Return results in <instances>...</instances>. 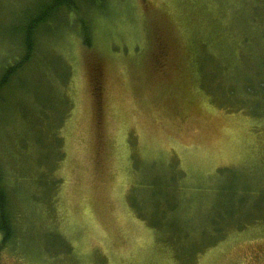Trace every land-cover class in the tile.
<instances>
[{"label":"rangeland","instance_id":"rangeland-1","mask_svg":"<svg viewBox=\"0 0 264 264\" xmlns=\"http://www.w3.org/2000/svg\"><path fill=\"white\" fill-rule=\"evenodd\" d=\"M47 1L0 0V74ZM103 1L5 91L0 264H264V0Z\"/></svg>","mask_w":264,"mask_h":264},{"label":"trees","instance_id":"trees-1","mask_svg":"<svg viewBox=\"0 0 264 264\" xmlns=\"http://www.w3.org/2000/svg\"><path fill=\"white\" fill-rule=\"evenodd\" d=\"M103 0H49L37 5L35 11H30L26 14L23 23L20 25V34L22 35V45H24V54L15 62L6 65L0 74V106L4 101L5 91H8L13 86H16L20 81L13 82V77H18V73L24 69L27 62H29L34 54V39L36 30L44 25L46 21L56 18L60 8H67L70 11L78 14V27L82 32L84 44L91 45L90 25L87 15L91 8L99 6L101 8ZM262 81V82H261ZM261 82V83H259ZM254 82H248L251 84ZM256 85H264V79L257 81ZM155 224V222H154ZM155 229L163 231L164 229L155 224ZM175 229H172V232ZM179 234L178 230H176ZM171 232V233H172ZM0 233L2 235L0 246H6L12 239L14 227L12 218L8 209V199L4 186V175L0 168ZM174 234L172 233V236ZM177 236V235H176ZM184 254V253H183ZM185 256V254H184Z\"/></svg>","mask_w":264,"mask_h":264}]
</instances>
